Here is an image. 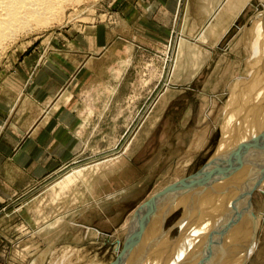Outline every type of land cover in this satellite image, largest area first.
<instances>
[{
  "label": "rangeland",
  "instance_id": "rangeland-1",
  "mask_svg": "<svg viewBox=\"0 0 264 264\" xmlns=\"http://www.w3.org/2000/svg\"><path fill=\"white\" fill-rule=\"evenodd\" d=\"M164 1L167 7L172 0ZM199 3L181 1L165 45L135 46L125 76L126 62L116 77L108 71L110 60L95 58L101 52L96 43L117 44L114 53L99 55L125 58L135 27L150 4L164 8L161 0H83L1 50L0 123L13 125L22 104L27 116L35 111L31 80L26 87L22 81L41 70L51 74L45 65L53 56L58 63L66 55L74 67L90 59L85 69L97 76L86 73L83 86L95 91L100 104L95 115L86 110L79 137L55 138L63 149L53 152L59 157L48 165L53 169L31 175L0 154V264L65 258L63 264H182L196 252L200 257L191 264H238L252 248L251 227L253 248L241 264H264V151L258 163L236 165L264 149V105L257 116L262 98L252 102L264 86V0H252L234 20L228 16L232 24L219 40L221 29L208 33L212 19L192 28L194 18L200 25L208 16ZM258 15L255 29L251 19ZM28 59L34 62H23ZM241 138L253 141L243 145ZM2 140L0 153L8 151L5 140L13 144L10 137ZM234 149L249 156L231 166ZM223 211L238 212L232 228H225ZM207 238L212 243L201 246L198 240ZM187 242L199 243L197 251L187 250ZM181 246L188 247L183 256Z\"/></svg>",
  "mask_w": 264,
  "mask_h": 264
},
{
  "label": "crops",
  "instance_id": "crops-1",
  "mask_svg": "<svg viewBox=\"0 0 264 264\" xmlns=\"http://www.w3.org/2000/svg\"><path fill=\"white\" fill-rule=\"evenodd\" d=\"M181 1L182 0H172L170 5L167 3L166 7L165 1L161 0V4L163 5L162 7L164 8H159L151 4L149 5L150 13L147 14V18L143 17V22L146 23L144 24L141 21V23H139L141 26L135 27L131 36V46L127 45L126 47L125 58H122V56H120L121 54L109 55L108 53L106 55V53H103L104 55H99L104 50H106V52L109 51L110 53H114L116 51L112 47L113 45L117 44H107V42H101L99 44L96 43L99 47L98 51L101 52L98 54L99 56L97 55L98 57L95 56V58L97 60H102L103 58H106L105 60H110L108 71L111 73L116 71V77H118L117 71L119 70V64L123 61L126 62L127 65H125V68L122 67V70L124 69L123 72H125L122 74V76H125L130 62L134 58V51L136 49L135 46L145 47L147 44L158 45L159 43H161V45H165L166 41L171 39L170 37L175 31L174 29L176 20L178 18V9L181 6ZM251 1L252 0H200L199 6L206 8L208 16L201 22L200 25L198 24L197 19L194 18L192 21V28L195 30L200 29L205 20L206 24H208L210 19H212L211 21H214L215 23L214 25H211V27L209 26L208 33H214L213 29L215 28V31L221 29L220 31L216 32L217 39L219 40L223 33H225L232 24L230 23L231 21H228L229 19L227 20V17L231 16V20L238 18L241 13L246 12V7ZM236 2L238 3L237 5ZM232 4L233 6L236 5L238 7L235 6L236 8H233ZM229 6L232 7L233 10L230 9ZM229 11L232 15L229 14ZM163 12L165 15L162 19ZM234 12L235 17L232 18ZM259 17L260 15L254 16L251 19L254 27H257L258 23L260 22ZM206 31H204V33ZM146 40H148V42ZM43 57L44 55L41 54L36 60V63H40ZM66 57V55H62V60L58 63L54 62V56L52 58L46 59V63L49 64V67L45 65V69L51 68V74L46 70H41L37 72L36 76H31V79L29 78L22 81L23 86L26 87L28 80H31V87L28 89L30 93L28 94L30 97H34L37 102L34 103L35 105H33L35 106V111L29 113L27 116V105L22 104L19 106V108H17L19 109V112L17 117L14 119L13 125H9V122L6 120L3 123H0V137H10L13 140V144H11V146H9V143L7 140H5L6 142L4 147L7 148L8 151L3 150L4 153L0 154L4 159H10L12 162H14L15 167L18 168L19 171L22 168L24 170L26 166L27 169L29 168V173L33 175L36 172L38 173L42 170H45L48 165H53L54 162L57 163L56 159L59 157H57V155H55L53 152H57L63 148L60 145L54 143L59 141L55 138L79 137L78 133L81 129V124L84 121L86 110L92 109L94 111V115L96 114L100 104L99 97L96 96L94 90L92 92L89 91L91 87L83 86V83L86 85V78L92 79L97 76V74H94L95 70L94 73H91L88 68L85 69L87 62L90 61V59L86 60V58H84L83 62H78V64L74 67L70 66L66 62L68 61L67 59H64ZM27 61L34 62L33 59L23 60L24 63ZM88 72L90 73V76L87 75L85 78V74ZM39 74L44 75L40 76ZM72 76L73 78H70ZM23 94L24 89L21 93V97ZM87 94L90 95V100H93V102L90 103L88 107L85 100V95ZM14 107L12 106V108ZM0 145H3V140L1 141ZM47 145H51V153H47V160L42 161L40 158L43 156L44 152H46L44 149L47 147ZM54 167H48V169H53ZM24 171L26 172V170ZM261 220H264V218H261L260 221Z\"/></svg>",
  "mask_w": 264,
  "mask_h": 264
},
{
  "label": "bare ground",
  "instance_id": "bare-ground-1",
  "mask_svg": "<svg viewBox=\"0 0 264 264\" xmlns=\"http://www.w3.org/2000/svg\"><path fill=\"white\" fill-rule=\"evenodd\" d=\"M81 2H83V0H0V52H1V50H3V48H5V45H7V43L9 42L10 43V41H12V40H14L15 38H16V36L17 35H19L20 33H22V32H25V31H31V30H33V29H36V28H40V27H43V26H47V25H49L50 23H52L53 21H55L57 18L59 19L60 18V16H62L64 13H66L65 11L68 9V8H70V7H75L76 8V5H80V3ZM204 3V2H203ZM233 4H235V3H233ZM233 4H232V6H233ZM238 3L236 2V5H237ZM236 5H234L233 6V8H236V7H238V6H236ZM230 6H231V4H230ZM229 6V8L230 9H232V7H230ZM236 6V7H235ZM204 8V7H203ZM239 9V8H238ZM229 10V9H228ZM228 10H226V11H228ZM233 10V9H232ZM234 10H236V9H234ZM231 11V10H230ZM230 11H229V14H230ZM234 14H235V12L233 13V16H232V18L233 17H235L234 16ZM236 14H237V12H236ZM227 15V14H226ZM230 15H232V14H230ZM57 19V20H58ZM219 24H220V21H219ZM217 27H218V25H217ZM215 28V27H214ZM216 29V28H215ZM215 29H213V32H215ZM8 43V44H9ZM245 45H247V41H246V43H245ZM246 54H247V52H246ZM246 58H247V56H246ZM245 70V69H244ZM261 84H262V82H261ZM259 87V86H258ZM261 87H263L264 88V86L262 85ZM263 88H261V91L259 90L260 88H258V89H256V90H258V92H259V95L258 94H254L255 95V99H252V102H254L255 101V103L257 102L256 100H259L257 97L259 96V98H260V100H261V98H262V101L257 105V109H256V113H257V116L259 115V113H260V109L259 108H261V105H264V90H263ZM257 92V91H256ZM263 92V93H262ZM255 93V92H254ZM258 103V102H257ZM251 104V103H250ZM253 104V103H252ZM254 111V108L252 109V112ZM255 112H254V114H256ZM255 124V123H254ZM260 128L262 129V131L264 130V116H262V119H261V122H260ZM258 125V126H259ZM261 125H262V127H261ZM257 126V127H258ZM244 129V128H243ZM255 129V128H254ZM240 140V139H239ZM240 141H242V143H243V145L244 144H246V143H248L249 141H253L252 139L250 140H246V141H243V139L241 138V140ZM261 140L259 139L258 141H257V145H259V142H260ZM239 142V141H238ZM263 142H264V140H263ZM238 144V143H237ZM240 147V146H239ZM243 147H245V146H243ZM236 148H237V146H236ZM253 148V147H252ZM263 148V147H262ZM262 148H260L259 149V151L258 152H256V155H254V157H252V159H250L251 158V156L250 157H248L249 155H247V154H245V153H243V154H241V153H239V154H237L236 153V150L234 149V152H232L230 155H229V158L231 159V166H233V164L232 163H239V162H241L242 160H246V158H244V155H247V157L250 159V161H249V159L248 160H246L243 164H236V165H239V166H244V164L247 162V166H249V165H251V164H254V162H255V164L256 163H258V161L260 160V158L263 156V153H262V151H264V149H262ZM238 149V148H237ZM241 149V148H240ZM229 150H230V148H229ZM228 150V151H229ZM239 150V149H238ZM228 154V153H227ZM226 154V155H227ZM249 154V153H248ZM225 155V160L224 161H226V162H229V159H227L228 157ZM252 155V156H253ZM242 156V157H241ZM256 156H258V159H257V157ZM223 159V158H222ZM221 163H223V162H221ZM224 165V164H223ZM218 166H221V164H219ZM215 168V167H214ZM218 168V167H217ZM216 168V169H217ZM251 169H249L248 170V172H247V170H246V172H247V174H249L251 171H250ZM234 172H237V169H235V170H233ZM239 174H241V173H239ZM242 175H244L243 173H242ZM246 175V174H245ZM254 189V188H253ZM252 189V190H253ZM201 199V198H200ZM194 210V209H193ZM236 210H238V208H236ZM247 211V214H246V216H248V210H246ZM202 212V211H201ZM222 215L223 216H225L226 217V222H228L227 223V227H225L226 229H228V228H232L231 226L232 225H234L236 222H237V219H238V212L237 211H234L232 214H228V212H226V211H223V213H222ZM234 217V219H232L233 220V222H231L230 221V219L231 218H233ZM261 217V216H260ZM208 218H210V217H208ZM212 219V218H211ZM193 220V219H192ZM196 220V219H195ZM194 221V220H193ZM199 221V220H198ZM197 221V222H198ZM203 221H205V220H203ZM183 222V221H182ZM200 222V221H199ZM209 222H212V221H210L209 220ZM198 224V223H197ZM200 224H202L203 225V223H200ZM226 224V223H225ZM201 225V226H202ZM188 226V225H187ZM190 226V225H189ZM197 226V225H196ZM195 226V227H196ZM200 226V227H201ZM203 226H205V225H203ZM202 226V227H203ZM182 227H184V226H182ZM198 227H199V225H198ZM197 227V228H198ZM209 227V226H208ZM206 228V227H205ZM190 229V228H189ZM199 229V228H198ZM201 229V228H200ZM254 229V227H251V230H252V238H253V244H254V237H253V232L255 231V230H253ZM148 230V229H147ZM187 230V229H186ZM192 231V230H191ZM198 231V230H197ZM207 231V230H206ZM183 232V231H182ZM184 232H185V230H184ZM191 232H190V230H189V233H187L186 234V237L185 238H188V239H190V236H191V234H190ZM180 235H182V234H180ZM190 235V236H189ZM193 235V234H192ZM195 235H197V234H195ZM195 235H193V236H195ZM140 237V236H139ZM143 237V236H142ZM144 238H145V236H144ZM197 238V237H196ZM195 238V239H196ZM198 240V239H197ZM178 241V240H177ZM186 241H187V239H186ZM190 241H192V239L190 240ZM240 241V240H239ZM145 242V241H144ZM195 242H196V240H195ZM198 242H200V245L202 246L203 244H205V243H212L211 242V240H210V238H207V239H205L204 241L201 239L200 241L198 240ZM140 243V242H139ZM152 243V242H151ZM191 244H189L188 242H187V244L189 245L188 247H186V248H184V247H180L181 249L180 250H182L181 251V255L183 256V255H185L184 254V251H186V249L187 250H190V251H193V252H195V251H197V250H194L193 249V247H196V246H198L199 245V243H195L194 245H193V243L192 242H190ZM142 244V243H141ZM146 244V242L143 244V245H145ZM197 244V245H196ZM253 244H252V248H253ZM142 245V246H143ZM196 245V246H195ZM141 246V247H142ZM151 245H150V243H149V247H150ZM236 246H237V248L239 247V245L238 244H236ZM252 248H251V250H249V254L251 253V251H252ZM195 249H197V248H195ZM141 250V249H140ZM211 250H212V248H211ZM147 251H149V250H147ZM151 251V250H150ZM149 251V252H150ZM178 253V252H177ZM177 253H175L176 255H177ZM201 253V252H200ZM180 254V253H179ZM190 254V253H189ZM198 253L196 252V255L194 254V255H190L191 257L190 258H183V260L181 261V260H179V261H177V262H180L181 261V263L182 264H191V263H193V260H195V262L197 261V259L200 257L199 255H197ZM207 254V253H206ZM249 254L247 255V256H245L244 258H242V260H240V262L238 263V264H241L242 262H244L247 258H248V256H249ZM160 255V254H159ZM187 255V254H186ZM179 256V255H178ZM182 256H180L181 258H182ZM46 257V256H45ZM158 257H160V256H158ZM157 257V258H158ZM175 257V256H174ZM173 257V258H174ZM234 258V257H233ZM159 259V258H158ZM230 259H232V258H230ZM59 260H60V257H59ZM147 259H145V261H146ZM177 260V259H176ZM66 261V258H65V260H61V261H59L57 264H63V263H66L65 262ZM167 261L169 262V260H168V257H167ZM207 261L209 262V259H207L205 262H204V264H207ZM39 262V261H38ZM38 262L37 263H35V264H38ZM43 262V261H42ZM216 262V264L218 263V261H217V259H216V261L215 260H212V263H215ZM146 263H147V261H146ZM160 263V262H159ZM149 264V263H148ZM176 264H178V263H176ZM210 264V263H209Z\"/></svg>",
  "mask_w": 264,
  "mask_h": 264
}]
</instances>
